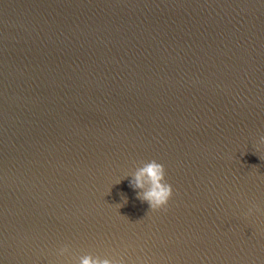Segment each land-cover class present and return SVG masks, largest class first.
<instances>
[{"label":"water","instance_id":"1","mask_svg":"<svg viewBox=\"0 0 264 264\" xmlns=\"http://www.w3.org/2000/svg\"><path fill=\"white\" fill-rule=\"evenodd\" d=\"M262 136L264 0H0V264H264Z\"/></svg>","mask_w":264,"mask_h":264},{"label":"clouds","instance_id":"2","mask_svg":"<svg viewBox=\"0 0 264 264\" xmlns=\"http://www.w3.org/2000/svg\"><path fill=\"white\" fill-rule=\"evenodd\" d=\"M264 142V136L261 137ZM166 168L162 163L157 162L155 159L148 162H141V166L131 175L132 180L130 186L138 189L137 198L142 202H147L150 210L156 211L159 209H166L169 201L174 195V189L168 183ZM124 203L127 199L124 198ZM123 204L121 205V207ZM254 212H264L258 205H253L249 208L247 215H252ZM71 253L69 245H65L59 249L58 255L66 256ZM122 264V260L109 257L94 256L87 254L79 257H72L69 264Z\"/></svg>","mask_w":264,"mask_h":264}]
</instances>
